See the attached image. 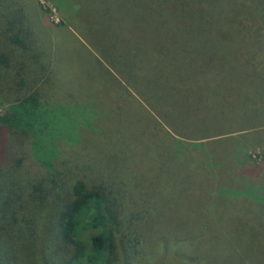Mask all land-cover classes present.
I'll use <instances>...</instances> for the list:
<instances>
[{
	"label": "rangeland",
	"instance_id": "rangeland-1",
	"mask_svg": "<svg viewBox=\"0 0 264 264\" xmlns=\"http://www.w3.org/2000/svg\"><path fill=\"white\" fill-rule=\"evenodd\" d=\"M5 1L9 8L3 17L0 16V53H8L1 59L9 58V63L0 64V113L20 96L35 89L37 84L35 74H29L32 71L19 70L15 59L18 46L11 47L3 35V26L8 21H15L16 28L19 25L29 28L33 33L35 49L42 48L41 51L48 57L46 60L50 61L46 71L48 81L39 89L46 95L50 107L32 127V150L56 144L59 150L57 159L67 161V167L78 169L81 165L88 175L106 174L100 184L114 191L122 190L125 207L134 218L132 226L137 230L136 236L142 239L140 254L133 263L201 264L194 256L175 255L182 248L180 235L183 233L216 232L233 243L244 237L241 234L243 230L240 232L237 228L245 223L247 216L253 221L258 212H251L252 204H244L248 201L245 199L248 190L225 181L221 187L218 184L217 189L223 188L234 196L221 192L223 196L213 197L209 196V188L231 177L240 178L244 173L239 174L238 171L248 165L263 167L261 175L264 179V124L253 128L242 127L264 120V90L251 95L252 80L248 78L251 88L248 94L241 95L239 102L233 97L230 98L233 104H229L230 92L222 90L227 100L224 96L216 98L210 95L211 100L206 99L205 102L206 114L192 118L188 112L177 109L176 120L175 93L168 89L171 90L167 91L171 99H164L168 98L164 92L170 85L166 73L146 75L142 71L137 72L139 70L133 71L138 65L129 61V69H132L129 76L127 69L115 66L119 62L111 63L109 57H104L96 49L103 45V49L112 56L123 47L110 31L107 36L113 38L116 45L108 50L107 44L101 42V34L96 30L99 27L94 28L93 25L105 24L106 18L96 13V0H91V4L96 2L93 5L86 0L84 8L83 0H0V3ZM116 1L110 0V4L105 5L106 14L114 11L111 4ZM159 10L168 12L165 7ZM161 20L160 17L156 19L152 12H144V29L148 30V35L156 32L157 22ZM263 20H256L259 23L245 32L247 51L254 54V64L260 62L258 80H264ZM111 26L114 28L115 24ZM161 28L165 34L168 32V40L159 38L155 39V43L175 46V23H163ZM160 63L163 64L162 60ZM21 80L22 84L19 83ZM211 87L209 82L205 84V94L213 89ZM161 88H165L164 92ZM248 108L256 109L258 113H251ZM241 114L245 117L242 123H238L241 119L237 122V118ZM220 115L222 118L216 119ZM206 117L229 126L224 129L216 125L217 135L212 133L206 139L175 134V124L183 129L185 122L191 118L196 121V125L193 121L190 123L191 136L212 132L210 125L201 130L203 127L199 121ZM229 137L218 146H215L217 142L210 143L215 138ZM175 138L189 143V149L192 144H204L201 146L204 154L199 157L197 153L201 148L195 146L193 150L184 149L187 152L175 155ZM177 148L183 151L180 144ZM6 176L14 184L15 180L22 181L16 170L0 171V184L7 179ZM15 185L14 198L20 188L19 184ZM258 189L250 188L249 191L255 190V197L259 200L263 195ZM15 200L20 205L23 199ZM241 201L243 203L240 204ZM245 233L247 235L248 231ZM200 236L193 233L190 237L196 250L210 259L237 253L226 240L220 239L221 250H215L210 243L202 242ZM250 251L264 257L262 249L258 251L252 247ZM240 259L245 260L244 257ZM121 261L123 263L124 259ZM212 264L216 262L212 261Z\"/></svg>",
	"mask_w": 264,
	"mask_h": 264
},
{
	"label": "trees",
	"instance_id": "trees-1",
	"mask_svg": "<svg viewBox=\"0 0 264 264\" xmlns=\"http://www.w3.org/2000/svg\"><path fill=\"white\" fill-rule=\"evenodd\" d=\"M92 1L90 0V5L97 2V7L94 8L98 9L96 13L103 19L106 18L105 24L93 25L94 28L99 27L96 30L101 34V42L107 44L108 50L116 45V41L122 42L123 46L112 56L103 49V45L96 49L104 57H109L111 63L119 62L115 66L127 69L129 76L132 72L129 61L138 65L133 71L139 70L137 72L142 71L146 75L166 73L170 85L166 92L163 91L165 88L161 89L168 95L164 99L169 101L171 95L167 93L171 90L175 93L176 120L177 109H183L181 112H188L192 118L206 114V99L211 100L210 95L226 98L222 90L230 92L229 104H233L230 99L233 97L239 102L241 95L248 94L251 88L248 78L252 80L251 95L264 90V80H258L260 62L254 64V54L247 51L245 40L246 30L255 27L259 23L256 20L264 19V0H117L111 4L114 11L108 14L104 9L106 4H110V0H96L91 4ZM85 2L83 0V8ZM87 2L89 4V0ZM164 7L168 8V12L159 10ZM8 8L7 1L0 3L1 17ZM144 12H152L156 19H162L157 22L156 32H150L149 35L148 30L144 29ZM112 23L115 24L114 28ZM163 23H175V46H169L171 43H163L167 46L155 43V39L159 38L168 40V32L166 35L161 28ZM3 28V35L7 37L9 45L18 46L15 59L19 70L32 71L29 74H35L37 84L35 89L20 96L0 113V171L16 170L22 176V181L15 180V184L20 187L15 198L13 188L16 185L12 180H8L6 176L7 179H3L0 184V264H135L136 261H133L140 254L142 239L136 236L137 230L132 226L134 218L125 207L122 190L114 191L100 184L106 174L100 172L88 175L83 171L86 168L81 165L78 169L67 167V161L57 159L59 150L56 144L38 147L40 150L33 152L32 127L47 112V107H50L46 95L39 90L48 81L47 68L50 61L46 60L48 57H45L42 48L35 49L33 33L28 27L19 25L16 28L15 21H8ZM109 31L114 38L118 37L116 41L108 38ZM7 54L0 53V64L8 65L9 58L1 59ZM141 64H147L144 70V65ZM138 78L140 79L139 76ZM22 82L23 80L19 83ZM207 82L213 89L205 94L204 86ZM244 107L246 106L243 105L242 108ZM247 110L258 113L256 109ZM244 117L241 114L237 122L241 119L238 123H242ZM192 118L185 122L183 129L175 124V134L185 138L206 139L212 133L217 135V128L214 129L216 125L224 129L229 126L206 117L199 121L203 127L201 130L210 125L212 132L191 136L190 123L193 121L196 125ZM219 118L222 116L216 119ZM263 124L264 120H258L242 127L253 128ZM215 139L210 143L217 142L215 146H218L230 137ZM177 144L183 147V151L177 148ZM195 146L201 148L204 144H192L189 149V143L175 138V155L187 152L184 149L193 150ZM197 154L202 157V148ZM262 168L248 165L240 170L242 173L238 171L239 174L244 173L240 178L231 177L230 180H223L209 188V196L213 197L223 196L221 192L234 196L229 191L222 190L223 188L217 189L216 186L219 184L221 187L225 181L248 190L245 199L249 202L244 204H252L251 212H258L257 217L252 218L253 221L247 216L245 223L237 228L240 232L243 230L241 234L244 237L233 243L216 232L191 233L201 235L202 242L210 243L215 250H221L220 239L226 240L237 253L210 259L202 251L196 250L191 234L183 233L180 235L182 248L175 255L182 253L194 256L201 264H212V261L216 264H264V257H258L250 251L252 247L258 251L264 250ZM250 188H260L258 190L263 195L262 199L258 200L255 190L249 191ZM15 199L23 200L19 205ZM245 231H248L247 235ZM241 257L245 260H241Z\"/></svg>",
	"mask_w": 264,
	"mask_h": 264
}]
</instances>
